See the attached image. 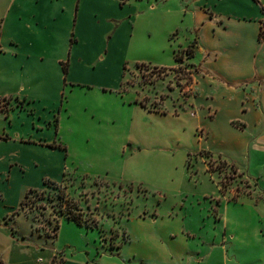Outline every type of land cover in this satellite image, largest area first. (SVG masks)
Segmentation results:
<instances>
[{
	"label": "rangeland",
	"instance_id": "374dc122",
	"mask_svg": "<svg viewBox=\"0 0 264 264\" xmlns=\"http://www.w3.org/2000/svg\"><path fill=\"white\" fill-rule=\"evenodd\" d=\"M112 1L125 20L122 53L109 67L116 71L117 96L94 88L84 92L75 87L70 93L72 88L65 86L61 101L69 97L75 110V118L63 117L58 124L57 137L70 145L68 153H61L65 170L58 181L45 176L40 186L24 187L8 204L0 198L2 212L22 214L7 225L0 219L1 228L15 237L41 241L56 252L58 264H160L169 252L185 255L186 264H197L212 243L219 245L218 264L263 263L264 178L249 181L217 158H204V169L190 126L181 129L171 119L134 109L143 105L179 114L177 86L179 80L190 82V72L185 65L169 69L174 60L164 32V11L172 9V0L155 12L149 7L160 3L156 0ZM135 13L128 28L129 15ZM94 68L105 71L96 59L89 66ZM105 78L104 84L115 83ZM86 106L104 115L117 111L119 123L90 119ZM168 128L180 141L173 138L150 147L148 139ZM32 177L29 171L21 174L18 185ZM59 190L64 200L57 198ZM29 191L38 192L23 198ZM68 210L79 222L66 217ZM30 229L46 236L30 237ZM182 229L194 235L184 239L186 243L171 238ZM234 234L241 243L230 247ZM30 248L18 251L27 256ZM142 257L149 258L141 262Z\"/></svg>",
	"mask_w": 264,
	"mask_h": 264
},
{
	"label": "crops",
	"instance_id": "0c3cea01",
	"mask_svg": "<svg viewBox=\"0 0 264 264\" xmlns=\"http://www.w3.org/2000/svg\"><path fill=\"white\" fill-rule=\"evenodd\" d=\"M167 1L156 0L160 3L149 8L155 12ZM171 5L164 11L168 15L164 32L174 60L169 69L185 65L190 72V82L179 80L177 86L179 114L143 105L134 109L171 119L181 129L190 126L204 169V158H217L249 181L264 178V37L259 39L261 33L264 36V0H172ZM136 16L129 15L128 28ZM124 21L112 0H0V100L8 103L7 110L0 111L2 203L19 198L24 187L40 186L45 176L58 181L65 170L61 155L70 151V145L57 137L58 124L63 117L75 118L70 98L61 101L65 86L72 88L70 93L75 87L84 92L94 88L117 96L116 71L109 67L122 53ZM177 53L183 54L181 61H175ZM95 59L105 71L89 69ZM104 77L115 83L104 84ZM84 108L90 119L119 123L117 111L104 115ZM172 133L168 128L154 134L149 146L173 138L179 142ZM28 171L32 179L18 185L19 176ZM11 210L0 209L4 225L22 215ZM44 235L30 229V237ZM189 236H194L192 231L182 229L171 238L186 243ZM18 237L0 226L1 264H52L56 256L52 248L28 241L25 235ZM238 243L235 234L229 238L230 247ZM23 247H31L27 256H35V261L18 251ZM218 249L217 243L207 246V257L200 256L197 264H218ZM158 261L187 263L185 255L172 252Z\"/></svg>",
	"mask_w": 264,
	"mask_h": 264
},
{
	"label": "trees",
	"instance_id": "16d2710c",
	"mask_svg": "<svg viewBox=\"0 0 264 264\" xmlns=\"http://www.w3.org/2000/svg\"><path fill=\"white\" fill-rule=\"evenodd\" d=\"M263 35H262V33H261V35H260V37H259V39L261 40V39H263ZM175 61H178V59H177V57L175 56ZM65 66H63V71L65 72ZM7 107H8V103H7V101L6 100H4V99H2V100H0V111L1 112H5L6 110H7ZM35 192H38V191H29V192H27V193H25V195H24V197L23 198H27L29 195H31V194H33V193H35ZM40 193H42V192H40ZM61 193V191L59 190V194H58V196H57V198L59 199V200H64V196L62 195V193ZM21 206V205H20ZM66 217L68 218V219H72V220H75L76 222H79V220H78V218L74 215V214H72L71 212H69V210L66 212ZM58 228V221H56L55 223H54V229L56 230Z\"/></svg>",
	"mask_w": 264,
	"mask_h": 264
},
{
	"label": "built area",
	"instance_id": "2783aa9c",
	"mask_svg": "<svg viewBox=\"0 0 264 264\" xmlns=\"http://www.w3.org/2000/svg\"><path fill=\"white\" fill-rule=\"evenodd\" d=\"M0 264H1V263H0ZM52 264H58V263H57V260H56V256L54 257Z\"/></svg>",
	"mask_w": 264,
	"mask_h": 264
}]
</instances>
